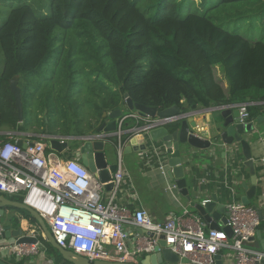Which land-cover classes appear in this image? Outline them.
I'll return each instance as SVG.
<instances>
[{"label": "trees", "instance_id": "trees-1", "mask_svg": "<svg viewBox=\"0 0 264 264\" xmlns=\"http://www.w3.org/2000/svg\"><path fill=\"white\" fill-rule=\"evenodd\" d=\"M25 1L0 27V131H23L32 115L36 127H44L47 117V125H60L58 133L80 134L82 122L67 118L73 106L70 90L81 85L87 86L85 100L94 104L98 117L122 107L125 93L134 103L157 110L248 103L250 120L264 110V41L223 28L219 16L263 19L264 0H201L199 5L194 0H48L43 11ZM45 66L50 67V91ZM215 68L222 71L225 88ZM31 74L37 79L31 81ZM14 75H19L22 122L8 86ZM56 79L64 86L59 88ZM93 95L95 101L88 98ZM55 117L59 122L52 121ZM0 139L7 136L0 134Z\"/></svg>", "mask_w": 264, "mask_h": 264}, {"label": "built area", "instance_id": "built-area-1", "mask_svg": "<svg viewBox=\"0 0 264 264\" xmlns=\"http://www.w3.org/2000/svg\"><path fill=\"white\" fill-rule=\"evenodd\" d=\"M229 106L239 109L243 123L252 121L248 103ZM126 120H132L129 129L134 131L128 136L122 134ZM142 120L136 110H127L120 117L114 136L109 138L116 150V170L109 181L113 187L106 192L105 183H101L78 156H66L64 160L49 147L44 137L26 140L23 148L17 144L14 133L4 134L7 139H0V194L20 196L25 205L43 218L59 246L90 261H137L152 253L162 237L164 244L180 258L198 264H214L213 255L223 248L232 250V264H264V250L250 245V237L259 224L251 205L227 204L226 225L232 230L229 238L222 230L205 229L201 218L187 209L181 216L171 213L163 221H154L146 210H130L115 201L125 177L122 148L131 136L142 134L138 132ZM172 121L173 117L154 118L152 125ZM24 230L27 233V228ZM3 231L0 223V240ZM37 248L36 244L14 241L0 244V254L5 251L20 258ZM196 254L202 255L201 258H194Z\"/></svg>", "mask_w": 264, "mask_h": 264}, {"label": "water", "instance_id": "water-1", "mask_svg": "<svg viewBox=\"0 0 264 264\" xmlns=\"http://www.w3.org/2000/svg\"><path fill=\"white\" fill-rule=\"evenodd\" d=\"M19 75H14L8 81V86L14 97V104L17 111V121H23V105L21 100V89L18 85ZM249 100V98H247ZM127 110H136L143 118L138 132L141 135L131 136L127 142L128 147L137 150L140 145L147 140L149 142L161 143L164 160L169 165L168 176L174 180L179 193L188 201V206L203 221L207 223L210 229L222 230L230 238L232 236L231 228L226 225L228 212L226 206L217 203L215 194L210 198H203L200 194L193 196L189 192L187 180L185 176V167L182 162L184 155L193 157H204L214 152L220 146L231 150L236 156H242L245 159V165L249 168L251 175V185H243L245 193L241 196L240 201L244 205L251 204V198L255 196L256 191V173L254 171V160L248 140H252L255 134L259 133V128H254L253 123H243L240 120V113L237 107L229 105L216 106L213 109L214 115L209 117L212 132L208 135L200 129L197 122L193 120L190 112H183L182 108L177 105L170 106L163 110H157L154 107L144 106L134 103L125 93L123 95L122 107L115 108L110 111H103L101 114L102 122L95 128V132L84 136H76L73 139L77 142L76 150L79 159L88 170L97 177L101 183H105L103 188L111 190L113 184L110 181L111 175L116 170V163L109 162L105 157V149L113 147L110 142L117 129V124ZM173 117V121L159 125H152L154 118ZM47 124V117L44 118ZM257 124L264 122V110L261 116L256 118ZM131 123L124 121L122 126V134L128 136L134 131L129 129ZM16 134V132H12ZM21 135L26 133L20 132ZM47 139L49 147L59 154H63L69 149L68 138L64 136L49 133L48 126L44 127V133L38 135ZM61 138V141H60ZM110 138V139H109ZM17 144L23 148L26 147V139L19 137L16 139ZM141 147V146H140ZM195 150V151H194ZM138 151V150H137ZM66 159V156H62ZM4 202V203H3ZM4 204L14 206L27 211L37 222L40 230L44 235V239L58 252L59 259L52 257V264H198L191 262L186 258H180L171 248L164 244L162 237L159 238L158 244L154 247V251L150 254L143 255L137 261L115 262V261H90L87 257L74 253L71 250L64 249L59 246L47 224L39 213L33 208L25 205L22 201L10 199L8 196L0 194V213ZM256 210L259 223L255 228L254 235L250 237V245L255 249L264 250V237L261 232L264 230V208L257 204H251ZM263 228V229H262ZM3 238H12L15 243L36 244L39 249L45 250V246L40 242L39 237L30 235L25 232L22 227L11 230L10 227H4ZM214 264H222L221 255L216 253L213 255ZM0 264H5L0 260ZM258 264V263H255Z\"/></svg>", "mask_w": 264, "mask_h": 264}, {"label": "crops", "instance_id": "crops-1", "mask_svg": "<svg viewBox=\"0 0 264 264\" xmlns=\"http://www.w3.org/2000/svg\"><path fill=\"white\" fill-rule=\"evenodd\" d=\"M214 107L216 106H199L194 110H183V112H190L193 115V120L200 126V129H203L202 131L204 133L207 130L206 135H208L212 132L209 117L214 115ZM101 117V115L98 117L95 127L102 122ZM129 122L132 123V120H129ZM251 122L254 128H259L260 130L256 134V137L248 140L254 160V171L256 173L255 196L250 201L251 204H257L259 207L264 208V161L262 160L264 158V122L257 124L256 119ZM30 126L35 127L33 124L27 126L23 131H17L26 133V135L14 134L13 136L15 138L23 137L30 141L40 139L38 135L44 133V128L42 131L34 132L31 131ZM81 131L80 134H77L78 132L75 131L67 134L68 132L66 131L58 133L53 130L50 132L49 130V133H56L70 139L95 132L88 128L82 129ZM8 132L13 131L4 129L0 131V134L4 135ZM73 141L75 140H68L70 146L67 154L73 157L76 155L79 159L80 157L77 155L76 150L77 147L73 145ZM137 146L138 151L134 150V148H129L127 142L123 145L122 161L125 177L115 201L130 210L138 208L146 210L154 221H163L171 213L181 216L184 209L192 213L193 210L188 206V201L179 193L174 180L167 174L170 167L164 160L165 153H163L161 143H152L144 140L142 144ZM105 157L110 163L115 162V148L107 147L105 149ZM182 162L185 167L187 186L193 196L200 194L206 199L210 198L212 194H215L217 203H222L227 206L229 203H241L240 198L245 193L242 184L247 186L251 185V175L249 168L245 165V159L242 156H236L227 147L220 146L209 155L199 158H190L184 155ZM171 185H175V188L171 187ZM104 191L106 192L107 190ZM8 197L16 200L15 196ZM103 197H105L104 193ZM1 210L0 223L4 227L8 226L11 230H15L17 227L27 228L28 234L36 232L35 224L29 220L28 216L23 212V209L4 204ZM202 222L205 223V229L209 228L205 221L202 220ZM36 235L37 237L39 236L38 234ZM261 235L264 237V230H262ZM14 241L12 238L2 237L0 244L12 243ZM40 242L45 246L42 241ZM45 248V250L37 248L36 251L20 258L12 253L8 254L2 251L0 260L5 264H52V257H55L56 260L59 259L58 252L56 254L53 250H49L47 246ZM218 253L221 255L222 264H232L233 252L231 249L223 248ZM195 256L194 258H201L202 255L196 254Z\"/></svg>", "mask_w": 264, "mask_h": 264}, {"label": "rangeland", "instance_id": "rangeland-1", "mask_svg": "<svg viewBox=\"0 0 264 264\" xmlns=\"http://www.w3.org/2000/svg\"><path fill=\"white\" fill-rule=\"evenodd\" d=\"M195 3L197 5H199L201 0H194ZM27 4H29L31 7L39 9L41 11L45 10L46 6L48 5V0H26L25 1ZM20 0H0V27L2 26V24L7 20L10 11L15 8L16 6L19 5ZM217 10L216 9H211L210 13L212 14L213 12H215ZM220 25L228 30H231L232 27L236 28V32L238 34H240L241 36L250 39V40H256V39H261L264 41V18H257L256 20L253 21H249V20H241V21H235L232 16H228V15H223L220 14ZM254 25V26H253ZM2 62H3V55L0 51V67L2 66ZM216 78L219 80L220 84L225 88L226 86V82L224 79V75L222 73V71L218 68L214 69ZM50 75V67L49 66H45L44 69V77L46 82L44 84H46V88L50 91L49 89V82H48V78ZM29 78H31V81H34L37 79V75L36 74H31L29 75ZM78 80H84L86 81L87 78L83 77L81 75L77 76ZM58 84V87L61 88L63 85V82L60 80L55 81ZM47 90V91H48ZM88 88L86 85H81L80 88L78 87H73L72 90H70L69 93V102L73 104V106H71L70 108H68V112L71 113V115H68V122H72V120H80L82 123L80 125L81 129H87V122H89L91 125H95L96 121L98 119V116L95 115V109H94V104L92 103H87L86 102V98L88 96ZM63 92V91H62ZM90 100L95 101L96 100V96H89L88 97ZM75 105V106H74ZM76 111V112H75ZM45 110L43 111V115H45ZM40 118L42 117V114H39ZM56 121L59 122V118H54L52 121ZM45 121V119H44ZM32 123H35V119L33 118L32 115H28L27 116V122L26 125H33ZM51 121L48 124L50 128H48L50 131H56L59 132V130L61 129L60 125H51ZM47 125V124H46ZM45 125V126H46ZM47 125V126H48ZM26 126V127H27ZM44 126V127H45ZM31 131H42V129L44 128L43 126H39V127H34V126H30ZM16 132V131H13ZM20 135V132H16V135ZM58 135V134H55ZM61 136V135H60ZM254 137H256V134L254 135ZM73 145H77L76 141H73ZM66 150L62 156H68ZM182 211V210H181ZM36 226V233L39 236H41L44 239V235L42 233V231L40 230L38 224L34 223ZM28 233V232H27ZM38 236V237H39ZM40 239V238H39ZM44 243V242H43ZM47 246V245H46Z\"/></svg>", "mask_w": 264, "mask_h": 264}]
</instances>
